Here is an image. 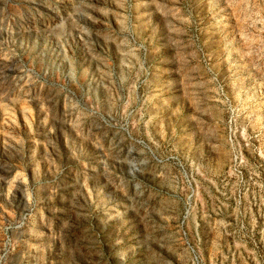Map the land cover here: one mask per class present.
Returning <instances> with one entry per match:
<instances>
[{"label": "rangeland", "instance_id": "obj_1", "mask_svg": "<svg viewBox=\"0 0 264 264\" xmlns=\"http://www.w3.org/2000/svg\"><path fill=\"white\" fill-rule=\"evenodd\" d=\"M0 264H264V0H0Z\"/></svg>", "mask_w": 264, "mask_h": 264}]
</instances>
